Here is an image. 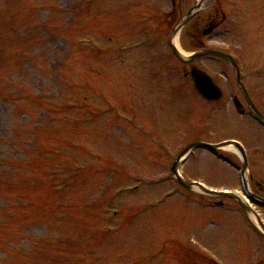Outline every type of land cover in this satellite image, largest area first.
Wrapping results in <instances>:
<instances>
[{
  "label": "rangeland",
  "instance_id": "rangeland-1",
  "mask_svg": "<svg viewBox=\"0 0 264 264\" xmlns=\"http://www.w3.org/2000/svg\"><path fill=\"white\" fill-rule=\"evenodd\" d=\"M176 1L188 11L201 0ZM95 2L93 6L91 0H0V99L5 98L0 101V163L5 158L0 165V264H184L173 257L180 244L186 246L181 257L190 264H206L194 256L201 250L214 253L222 264H264V237L251 232L244 216L216 207L203 210L195 204L201 196L181 189L169 170L183 143L235 139L247 152L251 191L264 198V129L250 117H240L233 107V95L246 101L236 84L227 83L234 78L232 68L221 60L193 62L223 89L222 100L209 105L184 78L189 67L162 52L161 41L169 34L156 18L168 11L170 0L138 1L137 10H130L134 16H152L149 24L139 23L136 32L118 28L119 0ZM219 6L230 19L210 39L211 47L237 58L244 87L264 115V71H260L264 70V0H207L181 33L182 49L192 53L198 26L215 20ZM81 13L83 18L75 19ZM104 14L110 17L106 24L110 28L105 30L111 40L101 32ZM84 38L102 42V49L111 52L101 57L74 52L64 66L69 67L63 74L69 84L59 87L49 68L64 59L70 41L76 44L72 48L86 47ZM131 45L143 47L130 51ZM80 84H88L89 90ZM14 87L43 100L53 116L46 121L54 120L44 128L57 129L42 130V140L48 143L52 134V141L33 153L31 162V153L23 151V130L17 127L15 143L7 137L22 113L38 118L42 105L17 100ZM60 98L67 105L78 103L83 111H70L71 122L64 121ZM12 107L16 110L11 114ZM88 112L98 114L96 119H89ZM42 123L32 119L29 129ZM220 153L241 167L236 153L228 149ZM61 160L72 167L62 177L61 166L57 168ZM80 166L85 172L79 171ZM238 172L199 150L183 176L189 182L202 179L234 190L240 187ZM63 184L65 188L55 194V187L61 190ZM177 187L185 199L159 200ZM219 199L207 197L209 202ZM225 204L237 207L233 200ZM257 210L264 222V209Z\"/></svg>",
  "mask_w": 264,
  "mask_h": 264
},
{
  "label": "water",
  "instance_id": "water-1",
  "mask_svg": "<svg viewBox=\"0 0 264 264\" xmlns=\"http://www.w3.org/2000/svg\"><path fill=\"white\" fill-rule=\"evenodd\" d=\"M194 80L196 81L197 89L208 99H219L220 92L216 89L212 81L203 73L194 72ZM207 148H212L206 146ZM244 170L246 169V164L244 165Z\"/></svg>",
  "mask_w": 264,
  "mask_h": 264
},
{
  "label": "bare ground",
  "instance_id": "bare-ground-1",
  "mask_svg": "<svg viewBox=\"0 0 264 264\" xmlns=\"http://www.w3.org/2000/svg\"><path fill=\"white\" fill-rule=\"evenodd\" d=\"M173 41H174L175 48L178 49L179 51H181L180 45H179V35ZM181 53L183 54L184 52L181 51ZM226 149L231 150L233 152H238V150L235 147H232V146L226 147Z\"/></svg>",
  "mask_w": 264,
  "mask_h": 264
}]
</instances>
